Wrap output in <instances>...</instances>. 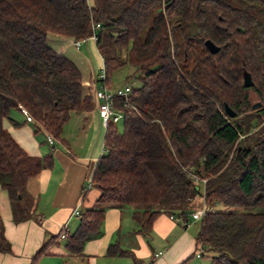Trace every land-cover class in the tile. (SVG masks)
<instances>
[{"label": "trees", "instance_id": "1", "mask_svg": "<svg viewBox=\"0 0 264 264\" xmlns=\"http://www.w3.org/2000/svg\"><path fill=\"white\" fill-rule=\"evenodd\" d=\"M93 22L101 24L95 43L104 83L111 87L113 73L130 65L127 81L141 85L114 99L124 126H106L91 179L100 191L96 206L80 212L73 232L52 235L31 264L63 233L69 253L82 254L102 235L110 207L140 206L133 217L147 235L164 212L187 219L197 196L207 213L196 243L216 253L210 264H264V105L253 109L249 98L252 89L264 101V0H0V186L16 219L31 217L23 206L28 181L53 155L28 154L3 122L24 106L39 129L62 141L72 113L95 108L79 66L48 43L50 33L88 38ZM217 204L251 210H214ZM11 250L0 214V251ZM107 253L139 263L117 244Z\"/></svg>", "mask_w": 264, "mask_h": 264}, {"label": "crops", "instance_id": "2", "mask_svg": "<svg viewBox=\"0 0 264 264\" xmlns=\"http://www.w3.org/2000/svg\"><path fill=\"white\" fill-rule=\"evenodd\" d=\"M89 3L92 5L93 0ZM52 35L53 48L76 62L82 72L84 87L93 94L94 84H97L95 74L101 69H98L91 40L87 41V49L76 55L69 51L74 47L72 38ZM115 87L112 82L111 88ZM94 103L95 108L91 111L72 113L63 127V140H55L53 144L47 141L48 133L36 127L35 121L28 122L21 110L11 112L14 121L4 120V127L28 154L44 156L51 152L53 164L28 181L29 195L23 202V206L32 212L28 219H16L8 192L0 186V214L12 248L11 252L0 251V264H31L34 255L52 235L58 234L62 228L69 233L76 229L79 218L74 214L75 210L82 212L96 206L100 191L91 187V179L104 152L106 127L95 99ZM84 187L87 188L85 192ZM196 198L201 199L195 197L185 208L187 219L192 213H189V207H193ZM199 203L193 212L206 207L204 202ZM135 210L136 206L108 208L102 235L87 241L82 254L69 253L64 239H60L37 258L36 264H179L198 254L196 235L199 230L193 228L194 223L185 226L164 212L154 220L150 233L144 235L139 233L140 226L133 217ZM110 244L132 251L139 263L130 256L108 255ZM159 252L162 254L156 257Z\"/></svg>", "mask_w": 264, "mask_h": 264}, {"label": "built area", "instance_id": "3", "mask_svg": "<svg viewBox=\"0 0 264 264\" xmlns=\"http://www.w3.org/2000/svg\"><path fill=\"white\" fill-rule=\"evenodd\" d=\"M100 29H101V24L99 22H93L92 23V34H91V36H89L88 38H85V39L74 40L73 41L74 46L76 48H80L85 41H88L90 39H93L96 41L97 40V32ZM105 80H106V72H105V67H104V63H103V67H101L100 72H97L95 74V83L97 82V84H94L95 87L93 90V97L96 101V106H97V111L99 113V116H100L103 124L106 127L109 122L118 123L123 118L122 113H120L114 109V99L116 97H122V96L127 98L130 91H131V86L127 85L123 88H111V87H108L104 83ZM98 82H101L100 86H98ZM20 110L24 114V116L28 122H34L33 116L29 113V111L24 106H20ZM47 141L50 144H53L55 139L52 135H48ZM194 179H195L196 183H198L200 181V178L198 176H194ZM203 182L205 183L206 180H203ZM200 198L204 202V197L200 196ZM204 204H205V202H204ZM206 213H207V207H205L201 210H195L194 212H192L189 219H184L183 216L175 217V215H171V218L182 222L185 226H189L192 220H195V221L201 220L203 218V216H205ZM74 214L79 215L80 212L78 210H75ZM64 231L67 232V230L65 228H64ZM64 237H65V234L63 233L61 235V239ZM161 254H162V252H159L155 256L158 257Z\"/></svg>", "mask_w": 264, "mask_h": 264}, {"label": "rangeland", "instance_id": "4", "mask_svg": "<svg viewBox=\"0 0 264 264\" xmlns=\"http://www.w3.org/2000/svg\"><path fill=\"white\" fill-rule=\"evenodd\" d=\"M51 36L52 33L49 34V37H48V43L54 47V45L52 44V41H51ZM91 40V46H92V50H93V53L95 54V57L97 59V65H98V69H101V67H103V60L101 59L100 57V54L97 50V47H96V43H95V40L93 39H90ZM89 40V41H90ZM73 41V40H72ZM88 41V42H89ZM87 41H85L83 43V46L79 49H77L75 46L74 47H71L70 48V53L71 51L76 53L77 54H80L81 52H84L85 49H87ZM54 43V42H53ZM134 71V68L131 67L130 65H126L124 67H122L121 69L115 71L112 75V82L115 83V85L117 87L115 88H123L125 87L126 85H130V86H133V87H138L141 85V81L137 78H132L130 79L129 81H127V77L132 74ZM101 85V82H98V86ZM88 93L91 92L90 89H88L87 91ZM249 98H250V103L252 105V107L257 104V103H261V104H264V101L262 99H260L258 97V95L256 94L255 91H253L252 89L249 90ZM264 124V122H263ZM123 126H124V121L121 119L118 123H117V127L118 129L121 131L123 130ZM37 127V125H36ZM38 134L40 133L39 131L37 132ZM47 139H48V135H46ZM26 202V201H24ZM199 202H203L201 199L199 201V199L196 198V200L194 201V204L192 205L193 207H189L191 211L190 212H193L192 209H194V206L197 205V204H200ZM136 208H140V206H136ZM214 210H224V211H250L251 209H248V208H238V207H230V206H224L222 204H217L214 208ZM192 214V213H191ZM192 223H194L193 225V228L194 229H198L199 230V224H200V220L199 221H194L192 220L191 221ZM203 251L204 252V256H202L200 254V252ZM214 254H216L214 251H211V250H208L207 247L205 249H202V250H199L198 251V254H196L195 256H193L192 258H190L185 264H210V260H211V256H213Z\"/></svg>", "mask_w": 264, "mask_h": 264}, {"label": "water", "instance_id": "5", "mask_svg": "<svg viewBox=\"0 0 264 264\" xmlns=\"http://www.w3.org/2000/svg\"><path fill=\"white\" fill-rule=\"evenodd\" d=\"M206 45L207 47L210 49V51L212 53H216L219 51L220 47L217 46L214 42H212L211 40H207L206 41ZM244 84L246 87H252L254 85V81L252 78V75L249 71L244 70ZM226 108V112L230 115V116H237V112H235L228 104L225 105ZM253 109L256 108V106L254 105L252 107Z\"/></svg>", "mask_w": 264, "mask_h": 264}, {"label": "flooded vegetation", "instance_id": "6", "mask_svg": "<svg viewBox=\"0 0 264 264\" xmlns=\"http://www.w3.org/2000/svg\"><path fill=\"white\" fill-rule=\"evenodd\" d=\"M263 105H264V104L257 103V104H255V106H256V108H255V109H256V110H257V109H260V108H262V107H263Z\"/></svg>", "mask_w": 264, "mask_h": 264}]
</instances>
